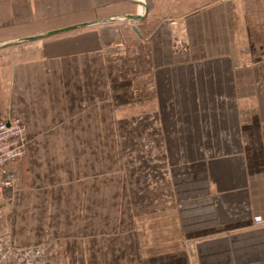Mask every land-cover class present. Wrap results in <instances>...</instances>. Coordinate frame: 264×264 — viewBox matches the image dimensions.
<instances>
[{
	"label": "crops",
	"instance_id": "0c3cea01",
	"mask_svg": "<svg viewBox=\"0 0 264 264\" xmlns=\"http://www.w3.org/2000/svg\"><path fill=\"white\" fill-rule=\"evenodd\" d=\"M157 1L0 0V121L21 120L28 140L0 169L12 182L0 186V264H264V14L250 0L186 15L188 1ZM204 78H231L242 153L183 170L170 190L161 94L185 95L195 129Z\"/></svg>",
	"mask_w": 264,
	"mask_h": 264
},
{
	"label": "rangeland",
	"instance_id": "374dc122",
	"mask_svg": "<svg viewBox=\"0 0 264 264\" xmlns=\"http://www.w3.org/2000/svg\"><path fill=\"white\" fill-rule=\"evenodd\" d=\"M160 1V0H159ZM188 1L189 3L184 4L182 2V7L185 6L181 11L180 14L186 15L187 13L195 10L196 7H206L208 5H214L216 3H220L222 0H184ZM230 1L233 3H238V1L241 0H226ZM245 1V0H244ZM153 3L155 5H158L157 0H153ZM250 3L253 4L254 9H259L263 14H264V0H250ZM163 7L165 9H172L174 6H179V4L172 0H164L162 3ZM160 5V4H159ZM145 16L150 15V22L152 21V26L157 25L160 22H165L167 24L169 23V20L161 18V16H151L148 11L146 12L144 10ZM260 14V13H258ZM257 14V15H258ZM254 21H264V16L263 17H256ZM130 23H137L130 21ZM178 23V22H177ZM261 24V23H259ZM179 26V23H178ZM177 26V27H178ZM258 38H262L258 36ZM261 43H264V39L260 40ZM263 53H259V57L257 61L262 64L264 63V57ZM226 68V65L222 66L218 63L214 64V68ZM209 79V78H208ZM214 79V77L212 78ZM204 83L198 84L201 89L199 93H197V97L195 98V102L199 106L197 108V118L196 123H195V129L192 126H189L188 124L186 125L181 117V112L184 114V108L186 105L189 104V102L183 101L185 95L182 94L181 92L177 93H166L165 95L161 94V106H164V100H167L166 106H169V108H163L160 109L159 113L163 117H167V121L169 120V136H166V142L171 143L172 148H173V154L167 158L166 160V165L164 166L167 168L166 172V180L170 184V190H173V186L175 183V180L178 178V176H183L184 174L188 173L189 170H197V168H201L203 165H206L207 163H204L205 161L211 160L215 156H221L225 155L226 153L235 152L242 153V148L244 145V141H241L240 138H238V130L236 128L235 124V115H236V99L234 96V92L232 90V86L227 84L230 82L231 84V78L230 80H224L223 83L220 80L221 87L219 89H222V91H219L217 89V83L214 82V86L210 83L206 84V78H204ZM256 80L259 82L258 84L260 85L261 88H264V70H260V73L256 74ZM182 81V80H181ZM165 78L162 77L160 80V84L164 83L163 85V91L166 90V88L170 87L168 86V82L165 83ZM178 83V84H177ZM181 82L178 81L176 82L177 87H179V84ZM185 84H187L185 82ZM184 85V84H182ZM212 85V86H211ZM180 89L178 88V91ZM184 90V89H183ZM188 91V88H187ZM264 91V90H263ZM185 92V91H183ZM222 98L225 99V101H222ZM229 103V104H227ZM172 105H174L176 108H173ZM140 110H137L134 113H138ZM152 112V111H151ZM228 112V115H227ZM133 113V114H134ZM216 118H214V117ZM163 117L161 118L163 120ZM216 120L218 122L224 120V123L222 124H213ZM171 128V129H170ZM122 130V131H121ZM143 130V129H142ZM140 128L135 133L141 134L142 131ZM175 130V131H174ZM193 130L195 132H193ZM120 132H128L125 126H123V129H120ZM208 132V133H207ZM207 133V134H206ZM193 135L197 139L195 143V146L189 147V143L185 142V138L188 136ZM181 136V137H179ZM183 136V137H182ZM182 138V139H181ZM174 140V141H173ZM188 142V141H187ZM137 144L135 143V148ZM228 146V150L227 147ZM223 148V149H222ZM212 149V150H211ZM174 150L175 153L177 150L181 151V162L180 164V158L178 156H174ZM186 150V151H185ZM197 150H199L201 156L203 151L208 150L209 156L208 157H198L196 156ZM184 154V156H182ZM122 155V153H120ZM119 157V155H118ZM121 161L124 162V158L121 156ZM183 170L186 172H183ZM162 176V173H159ZM160 176V177H161ZM174 193V192H173ZM201 206L198 204L196 209L200 212ZM240 211L238 208H235L233 211L232 215L239 214ZM198 219L202 220L204 219L203 214L198 217Z\"/></svg>",
	"mask_w": 264,
	"mask_h": 264
},
{
	"label": "built area",
	"instance_id": "2783aa9c",
	"mask_svg": "<svg viewBox=\"0 0 264 264\" xmlns=\"http://www.w3.org/2000/svg\"><path fill=\"white\" fill-rule=\"evenodd\" d=\"M27 145L26 129L21 120L8 118L0 121V169L21 161L26 155ZM0 186L10 187L12 182H1Z\"/></svg>",
	"mask_w": 264,
	"mask_h": 264
},
{
	"label": "water",
	"instance_id": "95a60500",
	"mask_svg": "<svg viewBox=\"0 0 264 264\" xmlns=\"http://www.w3.org/2000/svg\"><path fill=\"white\" fill-rule=\"evenodd\" d=\"M137 7H140L141 6V8H143V4L142 5H140V3L139 2H136L135 1V3H134ZM124 19H126V20H129V21H133V22H139V21H141V19H142V17H141V13L140 14H135V15H126V16H124ZM105 21V20H104ZM102 23L103 21H97V22H94V23H92V25L93 24H97V23ZM90 25V24H89ZM152 25V24H151ZM131 29L137 34V35H139V32H138V30L136 29V27L135 26H132L131 27ZM58 33H60V31L59 32H53V34H58ZM52 33H49L48 35L49 36H51V35H53ZM41 37V36H40ZM40 37H36V38H40ZM36 38H30V39H27V40H32V39H36ZM12 44V43H11ZM7 45H10V44H6V45H3V46H7Z\"/></svg>",
	"mask_w": 264,
	"mask_h": 264
}]
</instances>
